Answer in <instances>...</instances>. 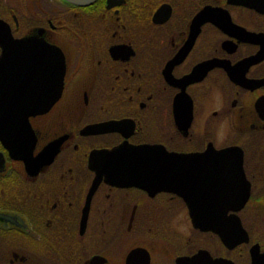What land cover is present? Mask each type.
Listing matches in <instances>:
<instances>
[{
	"label": "flooded vegetation",
	"instance_id": "flooded-vegetation-1",
	"mask_svg": "<svg viewBox=\"0 0 264 264\" xmlns=\"http://www.w3.org/2000/svg\"><path fill=\"white\" fill-rule=\"evenodd\" d=\"M0 18L63 56L58 98L14 131L30 153L0 137V264H264V0H0ZM119 145L157 148L137 182L158 188L91 167ZM227 147L244 202L210 178Z\"/></svg>",
	"mask_w": 264,
	"mask_h": 264
},
{
	"label": "water",
	"instance_id": "water-1",
	"mask_svg": "<svg viewBox=\"0 0 264 264\" xmlns=\"http://www.w3.org/2000/svg\"><path fill=\"white\" fill-rule=\"evenodd\" d=\"M67 1L73 4H88L93 0ZM60 52L56 47L43 43L42 39L39 40L32 36L15 38L12 35L9 23L0 18V137L15 156L17 154H28L30 150L25 151L24 149L26 144L28 145L25 140L26 135L16 134L14 131H26L28 117L44 111L59 96L61 88L58 84L61 85L60 81L62 80L63 72V56ZM35 57L42 58V61L33 60ZM44 59L47 60L44 61ZM39 70L40 73L46 75L44 77L47 82L46 84L49 86L47 88L48 93L46 94L32 89V82L34 79L37 80ZM21 136L24 137L19 142ZM29 147H32V145H29ZM157 152L159 151L155 146L119 145L109 150L92 152V160L102 161V164H91V167L96 170H115L116 173H110V177L113 182L119 185L135 184L146 189L158 188L160 185L156 180L137 182V179H148L152 175L154 179L156 178L155 173L159 167V160L152 158L151 155H156ZM212 153L222 156L227 154V159L225 157L221 159L233 162L234 164L228 168L226 174L216 173L212 174L210 178L212 180H223L222 184H226L227 186L228 202H244L248 193L246 191L242 193L237 191L241 185L237 178L243 175L241 150L236 147H227L220 151L213 150ZM235 153H238V156H233ZM194 156L198 158V154H175L173 161L181 163L183 160H194ZM219 160L213 158L211 161ZM134 178L136 182L131 181ZM222 193L226 195L225 190L222 192L211 191V200H219ZM239 207L238 205H228L227 208L222 206L221 209L225 212L226 209L237 210ZM191 208L194 209V207ZM195 222L201 227L210 225L201 220H195ZM213 225L216 226V222ZM234 225L236 227V221H228L227 237L229 239L231 237L229 230Z\"/></svg>",
	"mask_w": 264,
	"mask_h": 264
},
{
	"label": "clouds",
	"instance_id": "clouds-1",
	"mask_svg": "<svg viewBox=\"0 0 264 264\" xmlns=\"http://www.w3.org/2000/svg\"><path fill=\"white\" fill-rule=\"evenodd\" d=\"M217 110H219V108H218ZM227 127H228V125H227V121H225V122L221 125V127H220V133H219V134H220L221 136H224V135L226 134Z\"/></svg>",
	"mask_w": 264,
	"mask_h": 264
}]
</instances>
